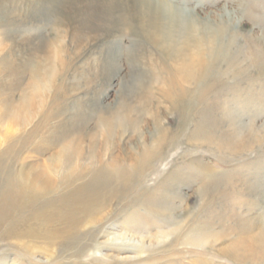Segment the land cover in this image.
<instances>
[{"label":"bare ground","instance_id":"1","mask_svg":"<svg viewBox=\"0 0 264 264\" xmlns=\"http://www.w3.org/2000/svg\"><path fill=\"white\" fill-rule=\"evenodd\" d=\"M49 1L55 2L22 1L21 8L15 5L10 12L21 20ZM100 1L93 4L110 24L107 29L115 23L125 26L126 20L114 16L120 11L114 1ZM131 1L132 19L156 54L149 55L144 65L136 59L138 79L114 109H100L92 98H73L72 91L79 87L76 81L85 79L86 71L75 69L70 75L63 22L59 21L49 42L36 43L35 33L25 30L18 44L26 45L29 55L23 62L15 59L10 68L0 63V71L13 80V89L0 100V243L19 245L16 251L12 247L8 251L12 256L2 251L0 264H86L83 259L102 264L96 256L102 249L137 255L118 264H154L160 253L177 255L178 245L195 258L188 261L191 264H213L210 259L215 257L232 264H264L263 218L245 217L252 212L251 205L241 214L244 205L235 199L240 188L232 186L237 181L248 193L259 198L263 194L264 204V187L257 182L264 179V165L244 167L231 177L197 158L189 164L202 168L200 173L187 165L158 168L181 139L188 154L204 150L216 157H238L253 144L264 145V128L240 136L234 114L247 113V105L256 107L264 101V34L251 39L247 64L240 59L237 37L228 42L223 38L227 31L223 25L209 34L201 35L197 27L178 33L166 0ZM61 2L62 10L72 16L69 21H75L74 39L79 43V32L92 28L95 14L76 0ZM251 68L262 82L250 83ZM240 81L249 82H244L245 90ZM240 96L246 97L244 107ZM169 115L178 118L176 126ZM147 129L149 135L144 134ZM154 176L159 177L157 183L148 186ZM219 185L222 189L217 192ZM181 186H197L203 196L197 211L205 210L194 212L190 228L173 216L183 206ZM215 222L228 223L235 239L208 259L206 252L231 235L215 233ZM53 247L68 254L64 262L49 260Z\"/></svg>","mask_w":264,"mask_h":264},{"label":"rangeland","instance_id":"2","mask_svg":"<svg viewBox=\"0 0 264 264\" xmlns=\"http://www.w3.org/2000/svg\"><path fill=\"white\" fill-rule=\"evenodd\" d=\"M22 1L25 4L28 3V0H0V63L6 62L8 63V66L10 68L12 67V65H15V59L17 62H23L25 60L26 55H29V49L26 48V45H19L18 39L22 34L26 33V31H31L35 33L36 43H38V41L49 42L53 39L55 29H57L59 21L63 22L65 28L63 29L61 27V31L65 34L64 43L66 45V48L68 49V56L71 59L72 66L70 75L73 74V70L75 69H78L79 72L86 71V74H83L85 75V79H81L80 77L79 80L76 81V84L78 83L79 87L77 91H72L73 96L76 95L72 97L75 99L83 98L85 101H87L86 98L88 99V101L92 98L95 100V102H97L98 105H100L98 106V108L100 109H107V107V110L114 109V107L116 108V106L118 105L119 100L129 96L130 89L132 88L131 85L136 79H138V74L140 73V65H144L146 63L149 55L151 56V54H156L153 53L155 52V50L152 48V45L150 41L146 38V35L141 34V31L137 26V22L132 19L134 11L132 9L133 3L131 0H123V2L122 0H109L114 1L117 9L120 10H117L118 12L114 16H116V18L120 16L123 20H126L127 23L130 24L129 26L126 23L124 24L125 26L121 27L117 25V23H115L113 24V27L111 29H107L109 28L108 26H110V24H107L104 18L100 16L102 14H99L100 10H98L99 8L96 4V6L93 4V0H76L78 1V4H82V6H84V9H88L91 11V13H94L96 18V21H94V23L92 24V28H82L81 32L84 35L79 32V37L81 36V38H79V43L76 42V40L74 39L76 32H73L74 26L72 24H74L75 21L71 23L72 20L69 21V18H72V16H70V12L68 11V13H65L64 10H62V0H55V2L53 3L49 1L48 4L44 5L40 10H38V12L37 10H34L33 12L36 11L35 13L31 12L30 16H23L26 19L22 17L23 19L21 18L20 20V18L16 17L15 15L13 16V14H11L12 12L10 11L15 5L21 8V6L23 5ZM103 1L104 0H101L100 2ZM151 1L156 4L158 3L157 0ZM166 1L168 2L169 7L174 12V18L178 27V33H187L192 28L196 29L197 27L201 35L209 34L215 32L218 28H221V26L223 25L227 29V34L225 33V35L223 36L225 41L228 42V40L230 41L232 37L236 36L237 44L240 49V59L242 58L244 61H246L247 64L248 61L249 63H251L250 52H252L253 48L250 41L253 37L260 38L264 34V0ZM125 2L128 5H126ZM90 3L92 4L91 6ZM54 4L57 5L55 6ZM59 7L61 8V10ZM36 15H38V17H36ZM97 15H99V18L97 17ZM33 16H35L36 18ZM28 17H31L30 20L28 19ZM102 21H104L105 23ZM165 22L167 23L166 18L163 24H166ZM118 30L120 33L117 32ZM72 53H75V55H73ZM76 54L77 56L79 54V57H77ZM138 57L142 61L140 65L136 61ZM3 71H0L1 102L7 96L6 94L13 89V80L10 79L9 76H7V73H3ZM249 72L250 76L248 77H250V83H252L254 80L261 82L263 81V78H259L260 80L255 79V73L253 68H251ZM244 82H249L240 81V87H243L245 90L246 84ZM87 83L89 84L86 85ZM12 95V98H15L16 95L14 93H12ZM244 98L246 99V97L240 96L239 99L240 103H242L240 105H242L243 107ZM254 105L255 104L252 103L250 105H247L248 107H245V111H247V113L244 112V110H240L239 113L233 111L236 117H238L239 122L237 123V127L240 129V136L249 133L247 131H250V129L254 131H261V128H264V101H262L261 104L256 107ZM167 117H172L174 119L173 125L176 126L178 118H174V115H169ZM92 123H94V121H91V123L89 124L90 130ZM144 131V134L146 133L147 135H149L150 130L148 131L147 129V131ZM120 145H122V143H120ZM186 145L187 143L183 139H181L180 144L177 145L178 147H175L173 149L174 151L171 150L169 151V153H167L168 157L162 164L158 166V168L161 170H165L168 169L171 165H173L172 167H179L183 165L190 166V161H193L194 158H197L198 161H200V163H202L204 166L205 164H207V166H210L213 170H218L222 174L227 173L231 177L236 176V174H239L240 169L244 167L252 168L257 164H261L260 166L264 165V145L260 146L259 144H253V147H249L247 149V152L241 153L238 157H231L229 155H222L216 157V155H214L213 153L206 152L204 150H198L197 152L195 151L196 153L194 154H188L186 151ZM116 154H118V152H116ZM255 161L257 163H255ZM262 167L264 168V166ZM190 168H192L191 170L195 173L202 172V168L198 169L197 166H195L194 164L193 167L190 166ZM154 177H150L151 179H148L146 183L148 186H153V181L154 184L155 182L157 183L159 177ZM252 180L254 179L252 178ZM257 182L262 187H264L263 178H260ZM232 186H237L238 188H240V195H236L235 199L241 201L244 205L243 207H240L239 211L241 212V214L245 215L247 207L251 205L250 207L253 208L252 212L245 215V217H249V219H251L254 217L261 216L264 221V204L261 201L263 194L259 198L257 197L258 195L248 193L247 190L245 191L246 187H241L240 183L238 184L237 181L233 182ZM221 189L222 186L219 185L218 188L215 189V191L217 190V192H219ZM178 190H180V193L184 196V202L181 209L175 212L173 216H175L177 219H181L185 222H188L186 228H190V225L192 223V215L199 208L203 196L197 186H181L178 188ZM210 191L213 192V187L210 188ZM174 204L180 205L181 202L175 201ZM202 210L204 212L205 209ZM202 210H199L197 212L199 214L201 212L202 214ZM187 214H189L190 216L186 218ZM212 226V228H214L215 233L220 234L222 232L227 231L231 234L228 228V223H225V225H220L215 222L212 223ZM262 227L264 229V222L262 224ZM233 239H235V236L231 234L224 240L222 239V241L220 240L216 242L213 247V250L206 252V254H208V259H210L212 256H217V252L221 249H224L226 246H229ZM11 244V246H7L6 243H0V255H2V251L10 252L11 247L12 250L14 249L15 251L17 250V248L19 249V245L17 243ZM174 248L177 251V255H166L163 253H160V255L157 254V259L160 260L158 262H155L154 264H169V262H167L169 259L174 261L170 264H191L188 261H192L195 259L194 257L188 256L186 253L182 252L185 250L182 245H178ZM180 249H182V251ZM48 255L49 257H51L49 260H53L54 262L58 261L61 263L64 262L65 258L68 257V254L63 253L61 249H57L56 247H53L48 253ZM96 256L102 258L105 263L109 262L110 260V262L115 264H118L119 262L122 263V259L125 257H130L134 259L137 258V255L135 253H113L104 249L100 250V253H96ZM181 257L183 258L182 260L180 259ZM215 258L210 259L213 264H232L223 259ZM83 261L88 264L86 259H83Z\"/></svg>","mask_w":264,"mask_h":264}]
</instances>
